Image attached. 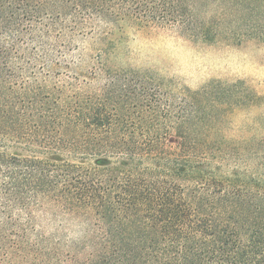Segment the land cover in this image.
I'll use <instances>...</instances> for the list:
<instances>
[{
    "label": "trees",
    "instance_id": "16d2710c",
    "mask_svg": "<svg viewBox=\"0 0 264 264\" xmlns=\"http://www.w3.org/2000/svg\"><path fill=\"white\" fill-rule=\"evenodd\" d=\"M125 25L264 45V0H0V264H264V171L111 64Z\"/></svg>",
    "mask_w": 264,
    "mask_h": 264
},
{
    "label": "rangeland",
    "instance_id": "374dc122",
    "mask_svg": "<svg viewBox=\"0 0 264 264\" xmlns=\"http://www.w3.org/2000/svg\"><path fill=\"white\" fill-rule=\"evenodd\" d=\"M112 39L115 68L136 69L152 78L176 107L198 108L201 127L192 136L215 142L222 154L254 156L240 165L264 171V45L194 42L177 31L132 25ZM2 142L0 149L26 155L0 136ZM172 146L177 144H167Z\"/></svg>",
    "mask_w": 264,
    "mask_h": 264
}]
</instances>
